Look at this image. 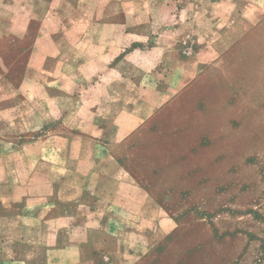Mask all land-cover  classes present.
I'll return each instance as SVG.
<instances>
[{
    "label": "rangeland",
    "instance_id": "obj_1",
    "mask_svg": "<svg viewBox=\"0 0 264 264\" xmlns=\"http://www.w3.org/2000/svg\"><path fill=\"white\" fill-rule=\"evenodd\" d=\"M184 1L110 0L101 18H95L96 0L86 5L91 18L83 16L86 0L60 2L61 26L78 30L105 22L113 27L122 21V11L123 21L139 31L133 42L137 49H114L124 39L112 35L101 43L104 48L85 51L67 47L60 33L44 30L58 24L46 19L48 0L14 1L26 4L30 15L24 34L10 32L19 17L0 3V110L6 119L0 120V137H9L4 143L0 139V150L11 153L16 144L50 133L56 121L53 102L68 114L75 131L87 133L100 123L106 144L98 152L89 141L91 162L103 154V161L93 164L98 178L23 177L16 172L19 154L12 153L5 160L10 181L77 189L89 181L121 188L117 195L92 194L95 219L82 224L87 245L102 248L100 264H264V0H234L227 19L212 22L202 17L191 22L187 12L189 44L182 45ZM172 27L178 30L167 48L148 50L156 34L152 29ZM192 31L208 45L210 63L182 86V54L192 51ZM98 38L90 35L89 40ZM65 75L74 100L65 93L67 83L62 89L57 80ZM57 89L59 94H52ZM47 145L38 146L46 160L22 163L28 173L47 174L51 163L54 173L61 172ZM20 154L34 157V148ZM140 187L148 193L138 192ZM40 196L28 194L23 202L33 205ZM61 196L69 197L73 207L78 203L77 192ZM14 214L11 210L8 219L0 218V235L9 236L11 244L38 238L39 229L27 224L34 222ZM42 256L39 264H45Z\"/></svg>",
    "mask_w": 264,
    "mask_h": 264
},
{
    "label": "crops",
    "instance_id": "obj_2",
    "mask_svg": "<svg viewBox=\"0 0 264 264\" xmlns=\"http://www.w3.org/2000/svg\"><path fill=\"white\" fill-rule=\"evenodd\" d=\"M16 0H1L0 3L5 4L7 7H12L14 14L12 17L17 16L19 20L14 23H10L8 29L11 33L24 34L27 32L28 25L31 21L30 15L27 13L26 4H22L20 7L16 5ZM28 3L31 0H26ZM68 0H48L50 7L46 13V19H53L54 22H58L60 18V7L62 4L60 2ZM116 2L120 1L121 3H127L129 0H115ZM131 2H138V0H130ZM159 0H151V3L158 2ZM87 2L92 4L94 0H86V4L82 7L84 10L83 16L91 18L95 14V18H101L104 16L105 6L110 0H96L95 8L96 11L91 15V10L87 8ZM150 2V1H149ZM183 2V1H182ZM234 0H185L182 4V45L184 42H187V31L185 27L189 24L186 17H183L187 12L191 13L189 21H195L197 18H206L210 22L215 19H227L228 11ZM68 12V10H63ZM122 12V11H121ZM120 12V18L122 21L118 23L115 22L113 27L110 25L104 24L102 27H83L82 29H74L72 26H61L60 23L54 24L44 30L52 34H61V38H65L64 43L66 46H74L79 50H89L91 48H104L101 46V43L107 42L112 37H121L123 40L122 44H119L114 47V49H137L138 46H133V42H136L137 35L139 33L137 28L128 26L123 19L126 15ZM180 12V11H179ZM194 13V14H192ZM64 15V13H63ZM135 15V14H134ZM133 16V14H132ZM162 16L168 18L170 16L169 12L164 11ZM41 30V28L39 29ZM178 30V27L172 28H163L160 31H155L152 29V32H155L153 38L154 43L152 44L151 51L164 49L171 44L170 39L175 36V31ZM193 40L192 43L188 46L192 51L188 55L182 54V86H184L189 80L194 78L198 71L202 69L205 64L210 63V60L207 59V54L210 49L207 48V44L199 43V34L198 32L192 31ZM90 35H99L97 39L98 42H93L89 40ZM185 37V38H184ZM73 40V42L71 41ZM76 41H79V43ZM56 43L60 45V42L57 40ZM98 43L99 46H93V44ZM76 44V45H75ZM189 44V43H188ZM69 48H72L71 46ZM185 71V75H183ZM68 74V73H67ZM184 76L186 77L184 79ZM57 80H60L63 84L60 88L63 89L66 85V95L74 100L75 92L70 90L68 85L70 77L66 76L62 79L59 77ZM59 88V89H60ZM59 89L55 90L52 94H59ZM64 92V91H63ZM83 99L88 98L87 95L80 96ZM86 103V100H84ZM58 105H52L51 112L54 114V120L48 133L47 131L38 135L33 142L16 144V149L11 153L8 150H0V218L1 220L8 219L11 216V210L15 211L16 216H19L21 220H32V224L39 229L40 234L38 238L33 241H30L26 238L19 239L15 241L14 244L9 243L7 240V235H0V264H39L37 259H42V253L45 255L46 259L45 264H100L99 260L102 256V248L94 245L88 246L87 241L85 240L87 230L82 224H87L91 216H95L96 212L92 211L91 207V197L92 194H121L122 189L115 187L114 189H105L104 187L93 186L89 183L90 179H95L101 176V174L95 173L92 171L94 166L103 161V154H97L94 162H91V159L87 154L89 151V141H92V146L94 149H97L99 152L100 145H106L101 140L102 128L100 123H94L93 129L90 132L84 133L80 131H75L70 126V123L66 120H69L70 117L68 114H64V111H61ZM12 113V112H10ZM5 111L0 110V120L3 122L6 121L4 118ZM14 114V113H12ZM64 117L66 119H64ZM67 122V123H66ZM66 129V133H61L62 129ZM59 129L60 131H54ZM81 133V134H80ZM8 136L2 135L0 139L4 143L8 141ZM48 144L46 147V153H49L51 156V162H56L60 166L61 172L54 173V165L51 163V172L47 174H37V173H28V170H25V167H22V163L25 162H34L35 164L46 160V154L38 149L39 145ZM80 146L85 147V150L80 152L76 149H80ZM24 148H34V157H25L20 154V150ZM18 151V152H17ZM18 153L16 157L17 165L16 167L18 174L23 177H38V178H48L57 176L58 178H85L89 179L86 184L82 185L79 189L73 186H63V185H47L39 184L33 186H26L23 184H14L11 183L10 177L11 172L9 167L5 164L6 158L9 155ZM113 160L116 165L123 168L122 162L119 160L118 155L113 156ZM78 164V165H76ZM95 164V165H93ZM130 169V168H129ZM138 176L137 174H134ZM78 193V203L75 207L70 202V198L61 196L63 193L71 194ZM140 193H148V191L140 187L138 189ZM98 193V194H99ZM28 194H34L35 196L41 195L40 198L35 199V204H26L23 202L25 196ZM116 200V204H119ZM121 204V203H120ZM122 206V204L120 205ZM119 207V206H118ZM116 206V208H118ZM123 208V207H122ZM79 211L86 214L78 216ZM120 253L127 256L128 254L124 249L119 250ZM131 253H129L130 255Z\"/></svg>",
    "mask_w": 264,
    "mask_h": 264
}]
</instances>
